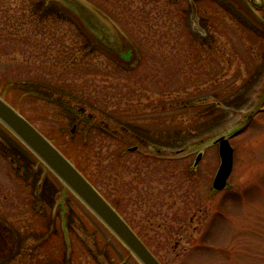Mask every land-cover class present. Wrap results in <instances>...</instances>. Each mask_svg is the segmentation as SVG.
Segmentation results:
<instances>
[{
	"label": "rangeland",
	"instance_id": "rangeland-1",
	"mask_svg": "<svg viewBox=\"0 0 264 264\" xmlns=\"http://www.w3.org/2000/svg\"><path fill=\"white\" fill-rule=\"evenodd\" d=\"M82 1L104 20L98 30L52 1L42 7L43 22L37 16L15 31L32 39L25 49L37 59L48 58L38 53L44 46L53 60L86 50L82 61L91 71L74 64L64 79L95 109L83 107L79 116L47 98V86L26 82L1 94L84 170L163 264H264V0H175L183 24L193 27L194 47L183 37L158 40L154 31L177 20L164 16L172 9L165 0L153 13L146 0ZM28 3L4 0L0 7ZM106 11L148 29L143 56ZM19 36L14 57L22 62L29 53H20ZM15 71L50 76L48 67ZM165 106L174 112H162ZM223 136L234 164L227 186L216 191ZM62 185L0 123V264H141L70 190L61 204ZM64 211L72 250L61 237Z\"/></svg>",
	"mask_w": 264,
	"mask_h": 264
},
{
	"label": "trees",
	"instance_id": "trees-1",
	"mask_svg": "<svg viewBox=\"0 0 264 264\" xmlns=\"http://www.w3.org/2000/svg\"><path fill=\"white\" fill-rule=\"evenodd\" d=\"M2 2H4V0H0ZM29 3L23 5V8L21 9L19 6H15V7H7L2 5L0 7V47H1V41L5 40V41H9V40H15V38L17 36H19L18 28L20 29L21 27L23 28L24 26H27L33 23H37L38 20H36V17H40V20L38 22L41 23L43 22V11H42V7H47L49 5L52 4V2L48 1V0H27ZM148 1V4L151 7L150 11L151 13H153V11L156 9L155 4H159L161 0H146ZM40 2V3H38ZM165 4H167L168 6H172V9H167L164 10L162 12H164V16L166 17H170L169 20H171V22H173L174 20L172 19L174 16H176L175 23L173 22L170 24H166V28L165 31L160 34L159 33V29H156L154 31V33L158 34V40L160 38H166L169 41L172 39H176V38H180L183 37L184 39L187 40V43L190 46H196L195 42L193 41V36L191 31L194 32L193 27H191V31L185 27L184 23V17H185V13L182 10V7L180 4H178L175 0H165L164 1ZM41 8H36L35 6H38ZM192 6V5H191ZM197 6H192V10L189 13L188 17L190 22L194 23L193 20V14H197L198 12ZM106 13L109 15V17L118 24V26L120 27L121 31L124 33V35L130 39L133 44L138 48L140 54L143 56L144 53L147 52V50L145 49V41L148 39L149 34H148V29H144L141 27H135L132 28V26H129L128 23L127 25L122 24L119 20H117L115 17H113L111 14H109L107 11ZM25 28V27H24ZM151 28H149L150 31ZM37 36V33H35ZM155 36V34H154ZM2 37L3 40H2ZM32 37V36H31ZM19 38L21 39L19 45H21V52L20 53H29V55L24 56L23 57V61L22 62H18V59H15L14 57V46L16 45V42L14 41L13 43L11 42H7L5 43L4 47L5 49L8 51H6L3 48H0V90L3 91V87L5 88V90H12V89H18L20 87V85H23L22 82H26V83H30L31 85H42V86H47V90L49 91H45L46 92V97L49 98L50 100H56V101H60L62 104L65 105V107H67V109L69 111L73 110L75 112H78L77 114L79 116L84 115L85 109L83 107H87V108H92L93 110L95 109L94 107H92L93 102H90L89 104H84L82 103V99L74 94V90L72 91L69 86L70 84L67 83L64 79V75L69 73V71L71 69L74 70V64L76 66H84V70H88L91 71V66H86L88 64L87 61H85L86 63H84L82 60H84L86 58V56L88 55V52L86 50H82V49H78V51L76 53L72 52V54L68 55H63V59H59V54H55V56H57V58H55L54 60L52 59V55L51 54H47L46 51V47L42 44V43H46L45 39L46 38H42L41 41L38 43L41 48H43L42 51L38 52L42 57H48L46 59H37V57H33L32 53L34 52L31 49H25V46H31L32 47L34 44V42H30V40H32L28 35H24V36H19ZM168 41V42H169ZM167 42V43H168ZM11 47H13V49H11ZM156 55V53H154ZM6 55H13L12 57L10 56V59L8 61H4L2 59L3 56ZM67 56L73 57V58H68ZM48 59L51 60V63H46L45 61H47ZM111 62H113L112 64V70L118 72L119 74H123L122 70L119 69V67L116 68L115 66V62L110 60ZM48 67L50 70V76H47L45 73H40V74H36L33 73L31 74L30 71H27L25 74H22L20 71L16 72L15 68L19 69L21 68L23 71V67L25 68H31V67ZM96 66H94L93 70L96 71L97 69L95 68ZM59 68H63L64 72H61L60 75L58 76H54L53 74L57 73V70ZM104 72V70H103ZM59 77V78H58ZM75 87V86H74ZM43 88V87H42ZM3 91L6 94H9L8 91ZM1 93V91H0ZM33 94L31 91L30 92H25L23 91V95L26 96H33ZM6 99H8L6 96H4ZM8 97H10L8 95ZM9 100V99H8ZM9 102L15 106L20 112L22 110H20V107L18 105V103L16 102L15 99L9 100ZM86 103V102H85ZM89 105V106H86ZM162 112H166L168 114H171L172 112H174V109L172 108H168V107H164L163 109H161ZM89 112V109H88ZM161 112V113H162ZM23 114V112H21ZM158 113V112H157ZM156 113V114H157ZM153 114L148 113L146 115H151ZM155 114V113H154ZM25 115V114H23ZM28 118V120H30L32 122V120L30 119L29 116H26ZM94 115H92L90 113L89 115V119H93ZM95 118V117H94ZM97 120V118H96ZM45 134V132H43ZM47 137H49V135L45 134ZM51 139V137H50ZM57 145V144H56ZM58 146V145H57ZM59 147V146H58ZM61 149V148H60ZM123 149V148H122ZM120 149L118 152L119 154L123 153V150ZM61 151H63L61 149ZM63 153L65 155H67L69 158L70 156L68 154H66V152L63 151ZM74 164L85 174L84 170L76 163L74 162ZM86 175V174H85ZM87 176V175H86ZM88 177V176H87ZM88 179H90L88 177ZM91 180V179H90ZM92 181V180H91ZM92 183L95 185V182L92 181ZM96 186V185H95ZM97 187V186H96ZM105 196V194H104ZM111 201V200H110ZM111 203L113 205H115V207L118 209L119 208L116 206V204H114L112 201ZM60 232H61V237H63V240L65 241L66 245H68V247L72 250L73 249V244L71 242V239L67 236H65V232L62 228H60ZM143 239V238H142ZM147 245L148 243L145 242ZM72 245V248H71ZM73 256L71 255L70 259ZM72 260V259H71Z\"/></svg>",
	"mask_w": 264,
	"mask_h": 264
},
{
	"label": "water",
	"instance_id": "water-1",
	"mask_svg": "<svg viewBox=\"0 0 264 264\" xmlns=\"http://www.w3.org/2000/svg\"><path fill=\"white\" fill-rule=\"evenodd\" d=\"M75 11L88 27L102 25L104 20L81 0H56ZM99 16V17H98ZM89 28V27H88ZM95 31V30H94ZM0 122L14 133L49 169L70 189L95 215L118 237L141 264H162L140 237L133 231L109 201L91 182L46 138L33 124L0 96ZM220 165L216 171L212 186L223 189L233 166V148L229 140L220 137ZM133 147L131 150H134ZM202 157L199 153L195 164ZM66 191V188H65ZM65 192L63 194V198Z\"/></svg>",
	"mask_w": 264,
	"mask_h": 264
}]
</instances>
